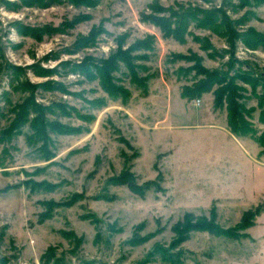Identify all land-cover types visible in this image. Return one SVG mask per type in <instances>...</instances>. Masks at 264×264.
Returning a JSON list of instances; mask_svg holds the SVG:
<instances>
[{"label": "rangeland", "instance_id": "374dc122", "mask_svg": "<svg viewBox=\"0 0 264 264\" xmlns=\"http://www.w3.org/2000/svg\"><path fill=\"white\" fill-rule=\"evenodd\" d=\"M0 264H264V0H0Z\"/></svg>", "mask_w": 264, "mask_h": 264}, {"label": "trees", "instance_id": "16d2710c", "mask_svg": "<svg viewBox=\"0 0 264 264\" xmlns=\"http://www.w3.org/2000/svg\"><path fill=\"white\" fill-rule=\"evenodd\" d=\"M209 77H207V80L205 81V84H203L201 86V88H198V91H205L211 84L210 83H214V82H225L227 80V77H225V75L223 76H214V74H208ZM226 79V80H225ZM228 82H226L227 84ZM226 96H227V105H228V125L230 127V130L232 131V133L235 134H239L242 130V128L244 127V121L242 119V109L240 107V105L235 101L236 99V94H235V90L233 89V87L231 86H227L226 90ZM258 142L260 144L263 143V140L258 139ZM130 186H133V184L130 182L129 184ZM259 208L255 211V215L258 214L259 212ZM253 213H251L250 211H247L244 213L242 221L244 222L243 226H248L249 223V217H252ZM209 230L214 231L213 227H209Z\"/></svg>", "mask_w": 264, "mask_h": 264}]
</instances>
